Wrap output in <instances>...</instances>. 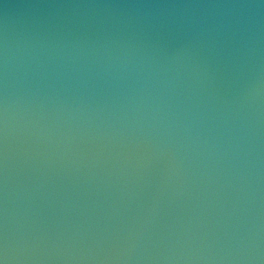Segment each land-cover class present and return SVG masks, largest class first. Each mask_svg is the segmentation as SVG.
Instances as JSON below:
<instances>
[{
  "label": "water",
  "instance_id": "obj_1",
  "mask_svg": "<svg viewBox=\"0 0 264 264\" xmlns=\"http://www.w3.org/2000/svg\"><path fill=\"white\" fill-rule=\"evenodd\" d=\"M0 264H264V0H0Z\"/></svg>",
  "mask_w": 264,
  "mask_h": 264
}]
</instances>
